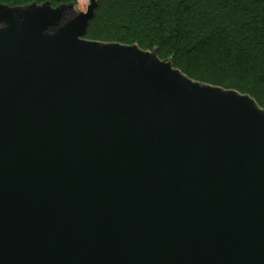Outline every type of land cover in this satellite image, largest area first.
<instances>
[{"label": "water", "instance_id": "water-1", "mask_svg": "<svg viewBox=\"0 0 264 264\" xmlns=\"http://www.w3.org/2000/svg\"><path fill=\"white\" fill-rule=\"evenodd\" d=\"M76 3H0V264H264V109Z\"/></svg>", "mask_w": 264, "mask_h": 264}, {"label": "trees", "instance_id": "trees-1", "mask_svg": "<svg viewBox=\"0 0 264 264\" xmlns=\"http://www.w3.org/2000/svg\"><path fill=\"white\" fill-rule=\"evenodd\" d=\"M78 0H0L10 7ZM91 41L157 50L193 81L247 94L264 109V0H97Z\"/></svg>", "mask_w": 264, "mask_h": 264}, {"label": "rangeland", "instance_id": "rangeland-1", "mask_svg": "<svg viewBox=\"0 0 264 264\" xmlns=\"http://www.w3.org/2000/svg\"><path fill=\"white\" fill-rule=\"evenodd\" d=\"M89 4H90V0H78V2L76 4V9L79 12L87 11V7Z\"/></svg>", "mask_w": 264, "mask_h": 264}]
</instances>
